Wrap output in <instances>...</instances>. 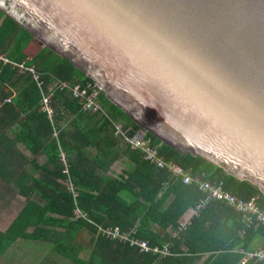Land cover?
<instances>
[{
    "label": "trees",
    "instance_id": "1",
    "mask_svg": "<svg viewBox=\"0 0 264 264\" xmlns=\"http://www.w3.org/2000/svg\"><path fill=\"white\" fill-rule=\"evenodd\" d=\"M32 39L0 11V178L10 174L3 183L15 185L26 199L8 229L0 232V255L25 239L50 243L51 251L69 264H194L208 252L200 264H238L256 239L263 243L264 225L247 227L241 215L221 201H211L185 231L172 237L168 230H175L183 214L205 194L149 163L140 149L130 148L124 136L133 137L139 127L101 90L97 103L102 112L82 111L69 91L58 85L84 87L94 80L48 47L25 59L22 53ZM18 65L34 69L43 85ZM50 93L52 114L43 109L44 95ZM115 126L123 136L114 133ZM144 139L163 160L179 164L201 181L222 184L244 201L255 198L264 209V195L250 181L237 179L205 157L179 152L149 132ZM17 143L31 157L24 156ZM120 156L131 162L125 176L108 174ZM76 210L86 218H76ZM30 228L34 231L28 233ZM99 228L134 231L136 239L151 247L168 246L172 254L140 252L126 241L110 240ZM81 232L88 235L87 246L77 243ZM86 250L87 258H81ZM245 264L264 262L249 259Z\"/></svg>",
    "mask_w": 264,
    "mask_h": 264
},
{
    "label": "water",
    "instance_id": "2",
    "mask_svg": "<svg viewBox=\"0 0 264 264\" xmlns=\"http://www.w3.org/2000/svg\"><path fill=\"white\" fill-rule=\"evenodd\" d=\"M139 127L264 195V0H0Z\"/></svg>",
    "mask_w": 264,
    "mask_h": 264
},
{
    "label": "built area",
    "instance_id": "3",
    "mask_svg": "<svg viewBox=\"0 0 264 264\" xmlns=\"http://www.w3.org/2000/svg\"><path fill=\"white\" fill-rule=\"evenodd\" d=\"M17 68L22 72L28 71L37 81L39 86L43 85L39 80V76L36 75L34 69L24 68L22 65H18ZM58 88L60 90H68L71 94V97L78 102L82 111L91 113L102 112L99 104L97 103V95L100 89L95 82L93 84L86 83L84 87H81L78 84L69 86L67 83L61 82L59 83ZM49 90H52V87H50ZM51 97L52 93L49 95H44L43 98V109L48 111L50 114H52ZM114 130L115 134H121L123 136L119 126H115ZM137 135L138 133H136L133 137L124 136V140L129 144L130 148L140 149L143 153V158L149 163L159 168H165L174 177L179 178L185 185L195 184L198 187V190L205 194V198L199 200L196 206L191 209V215L188 216V218L184 219V221H179L175 230H168L172 237H176L179 233L185 231V229L190 224L191 219L194 216H197L200 211L211 201H221L226 203L231 207V209L241 215L242 222L247 227L253 223H256V225H264V209L258 207L255 202V198L249 201H244L232 195V193L226 191L222 184L214 185L209 183V181H201L198 177H194L189 174V172L183 169L179 164L163 160V158L158 155L157 148L151 146L149 140L144 139V135H142L141 138L134 140V137H138ZM61 159L65 163V158L62 153ZM65 171L67 170L65 169ZM67 185L69 187L68 190L71 191L72 188L70 183ZM75 217L86 218L85 215L81 214L77 210L75 211ZM99 232H101L102 235H105L110 240L117 239L120 241H126L129 243V245L138 248L140 252L152 253L154 255H159L160 257H165L172 254L168 246L163 248H159L157 246L151 247L146 241L136 239L134 237V231H131L130 233H122L116 228H99ZM243 253L244 256H242L238 264H245L249 259H256L257 261L264 262V241L259 245L258 248L250 251H243Z\"/></svg>",
    "mask_w": 264,
    "mask_h": 264
},
{
    "label": "crops",
    "instance_id": "4",
    "mask_svg": "<svg viewBox=\"0 0 264 264\" xmlns=\"http://www.w3.org/2000/svg\"><path fill=\"white\" fill-rule=\"evenodd\" d=\"M11 131L7 130V133ZM17 148L24 154L26 157H31L27 149L23 144L17 143ZM113 152H117L116 148H113ZM45 160V156L40 158V161ZM131 162L125 157L120 156L109 167L108 174L125 176V172L129 169ZM38 174H35V176ZM11 178L10 174L5 178H0V232H5L13 220L16 218L20 210L23 208L26 199L19 195L18 188L12 183L5 184L3 179ZM191 215V209L187 210L183 216L180 218V221L183 218H188ZM154 228H157L154 226ZM31 228L28 229V233H31ZM23 241V242H21ZM262 243L260 238L256 239L252 244V249L254 250L259 247ZM51 244L41 241L34 240H25L18 239L15 241L9 249L3 254L0 255V264H43L48 261H53L56 264H69L67 261L55 255L52 251L50 256H47L46 250H51ZM45 251V252H44ZM209 252L203 255L202 259L207 258Z\"/></svg>",
    "mask_w": 264,
    "mask_h": 264
},
{
    "label": "rangeland",
    "instance_id": "5",
    "mask_svg": "<svg viewBox=\"0 0 264 264\" xmlns=\"http://www.w3.org/2000/svg\"><path fill=\"white\" fill-rule=\"evenodd\" d=\"M43 46H44V43L40 39L34 37V39H32V41L29 43V45L25 48L24 52L22 53L23 57H25V59H30L31 57H34L43 48ZM184 219L186 218H183L181 221H184ZM87 240H88L87 233L81 232L77 243H83L85 246H87L88 245ZM46 253H47V256H50L51 250L47 249ZM87 255H88V250H86V254H80V257L85 259L87 258ZM201 261L202 259L197 261L194 264H200ZM155 264H159V263L156 262Z\"/></svg>",
    "mask_w": 264,
    "mask_h": 264
}]
</instances>
